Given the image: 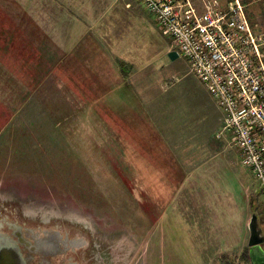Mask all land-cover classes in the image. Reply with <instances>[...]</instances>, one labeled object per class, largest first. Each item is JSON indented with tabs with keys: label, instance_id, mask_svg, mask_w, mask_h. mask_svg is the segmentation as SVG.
Segmentation results:
<instances>
[{
	"label": "crops",
	"instance_id": "crops-1",
	"mask_svg": "<svg viewBox=\"0 0 264 264\" xmlns=\"http://www.w3.org/2000/svg\"><path fill=\"white\" fill-rule=\"evenodd\" d=\"M180 73L219 113L208 137L177 113L195 110L194 97L191 107L168 97ZM211 100L141 0H0V140L21 127L45 140V127L73 120L66 140L79 158H107L122 173L140 264H163L164 253L172 264L243 260L252 193L225 172L229 136Z\"/></svg>",
	"mask_w": 264,
	"mask_h": 264
},
{
	"label": "rangeland",
	"instance_id": "rangeland-1",
	"mask_svg": "<svg viewBox=\"0 0 264 264\" xmlns=\"http://www.w3.org/2000/svg\"><path fill=\"white\" fill-rule=\"evenodd\" d=\"M262 8L261 4L248 6L252 13ZM260 21L264 28V19ZM167 80L170 84L168 97L173 96L181 107H191L188 101L194 97V103L190 104L195 110L191 108L177 113L183 114L182 117L192 123L190 128L208 137L212 121L217 120L219 113L212 102L205 106L204 91L200 84L193 77H184L181 73ZM194 120L199 123L194 124ZM67 121L66 126L45 127L48 130L45 140L41 136L42 140L36 137L32 129L27 133L26 127L19 128V132L10 130L2 137L0 194L1 190L7 192L6 197L12 199V202H3L8 199L0 195L4 199L0 207L10 211L15 206L14 201L18 200L17 209L23 214L32 215L35 223L41 220L49 225L47 227L59 225L79 235L78 239L88 248V253L81 256L82 264H140L137 221L132 215L131 219L123 215L125 208L122 206L121 195L126 193L115 184L117 181L123 182L122 173H112L107 158L83 157L81 160L75 152L76 143L69 138V141L66 140V136H73L75 129L71 122L73 120ZM229 144L228 139L225 172L236 174L241 179V184H238L240 188L251 190L248 216L256 214L264 235V190H259L258 180L242 165L239 155ZM135 209L137 213V206ZM130 212L124 211L126 215ZM247 240L248 237L243 240L244 255L248 253ZM169 255L162 254L160 262L172 264L169 263ZM184 258L180 256L176 264H189ZM242 259H238V254H230L222 258L221 264H249L248 258L242 256Z\"/></svg>",
	"mask_w": 264,
	"mask_h": 264
},
{
	"label": "built area",
	"instance_id": "built-area-1",
	"mask_svg": "<svg viewBox=\"0 0 264 264\" xmlns=\"http://www.w3.org/2000/svg\"><path fill=\"white\" fill-rule=\"evenodd\" d=\"M141 2L220 109L229 145L264 190V29L251 26L241 0Z\"/></svg>",
	"mask_w": 264,
	"mask_h": 264
},
{
	"label": "flooded vegetation",
	"instance_id": "flooded-vegetation-1",
	"mask_svg": "<svg viewBox=\"0 0 264 264\" xmlns=\"http://www.w3.org/2000/svg\"><path fill=\"white\" fill-rule=\"evenodd\" d=\"M14 202L10 211L0 207V264H82L88 248L79 235L59 225L54 230L41 220L35 223L32 215L17 209L18 200Z\"/></svg>",
	"mask_w": 264,
	"mask_h": 264
},
{
	"label": "water",
	"instance_id": "water-1",
	"mask_svg": "<svg viewBox=\"0 0 264 264\" xmlns=\"http://www.w3.org/2000/svg\"><path fill=\"white\" fill-rule=\"evenodd\" d=\"M248 261L249 264H264V235L258 224V217L252 214L248 224Z\"/></svg>",
	"mask_w": 264,
	"mask_h": 264
},
{
	"label": "trees",
	"instance_id": "trees-1",
	"mask_svg": "<svg viewBox=\"0 0 264 264\" xmlns=\"http://www.w3.org/2000/svg\"><path fill=\"white\" fill-rule=\"evenodd\" d=\"M241 2L245 5L246 14H247V17L249 19L251 26L255 30H262L263 23L260 20L264 19V2H261V0H241ZM253 3L254 4H261L263 6V8L257 13L256 12L252 13L249 11L248 6L253 4ZM255 25H257V26H255ZM243 257L248 258L247 255H244Z\"/></svg>",
	"mask_w": 264,
	"mask_h": 264
}]
</instances>
